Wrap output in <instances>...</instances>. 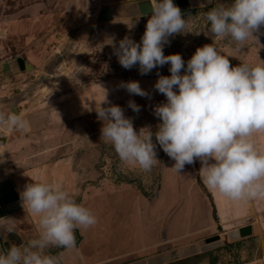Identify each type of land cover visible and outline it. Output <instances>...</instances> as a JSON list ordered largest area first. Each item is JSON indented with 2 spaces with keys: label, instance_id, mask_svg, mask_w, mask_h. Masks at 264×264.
I'll use <instances>...</instances> for the list:
<instances>
[{
  "label": "rangeland",
  "instance_id": "obj_1",
  "mask_svg": "<svg viewBox=\"0 0 264 264\" xmlns=\"http://www.w3.org/2000/svg\"><path fill=\"white\" fill-rule=\"evenodd\" d=\"M131 1L136 0H0V112L17 110L23 114L24 119L37 120L44 112H57L56 109L62 106L63 101H71L64 105H72V110H77L74 114H67L58 123H47L44 127L34 129L27 136L0 126V183L12 180L17 189L23 188L27 185L26 173H34L39 169V181L56 182L57 165L70 157L80 176L78 203H81L86 194V188L103 189L112 184L131 185L143 195V190L153 193L151 197L145 195L149 199L155 196L168 157L156 142L155 136L153 143L156 144L158 162L150 172H144L138 166L122 162L113 147L101 141L103 122L97 119L95 111V105L103 101L106 90L107 103L102 106H120L124 115L132 119L137 132L141 128H151L155 132L157 125L162 122L154 115V108L165 103L166 97L154 85L159 78L158 74L171 75L170 65L158 66L150 73L141 75L139 65L131 69L122 67L113 47H118L119 41L125 37L140 43L150 15L103 23L98 21L103 7ZM231 2L232 0H211L209 3L208 0H202L206 7L181 11L182 18L188 20L185 29L187 33L169 37V43L164 45V54H180L186 67L187 61L198 47L214 43L222 54L228 56L233 67L242 62L253 65L264 63V27L259 33H254L258 37V43L250 39L241 50L230 38L219 39L210 32V24L204 19L203 13L216 4L227 5ZM19 58L25 59L34 70H21L17 64ZM6 65H9V70ZM129 81H138L148 96L130 94L122 87V83ZM129 101L140 106L138 113L129 107ZM88 108L93 110L89 111ZM37 111L40 112L32 114ZM169 161L171 196L175 189L178 198L180 194H184L178 200L175 213L177 217L180 210L183 211L181 208L190 201L197 208L199 205L203 207V199L206 200L207 209L201 213H207L211 199H207L208 195L198 186L196 173L199 165H185L183 171L177 173L172 169L175 161L170 157ZM117 174L140 181L143 188L140 189L138 184L119 180ZM91 211L98 220L91 228V249L97 246L95 248L99 252L95 254L94 251L91 259L104 253H119L139 244L134 240L126 241L125 238L130 236L127 225L120 228L119 220L115 224L114 217L104 209L102 203L93 202V198ZM22 215V219L30 224L36 219L27 211ZM182 215L179 219L183 218ZM10 219L13 220V216L6 220ZM22 223L26 222L21 221ZM185 227V224L179 225L180 232H185ZM219 231L222 232L221 229ZM9 234L11 236H3L0 242L12 241L19 246L35 238L37 231L27 224L18 225ZM221 235L225 246L221 250L207 252L209 254L200 264L211 263L213 257L218 258L217 264H264L263 241L244 238L233 242L224 234ZM104 243L110 244V248L106 250L108 252H104V247H107ZM203 245L205 241L200 242V247ZM194 251L196 253L187 258L202 254L200 248ZM49 252L57 255L61 249L52 248ZM195 262L193 260L191 263Z\"/></svg>",
  "mask_w": 264,
  "mask_h": 264
},
{
  "label": "clouds",
  "instance_id": "obj_2",
  "mask_svg": "<svg viewBox=\"0 0 264 264\" xmlns=\"http://www.w3.org/2000/svg\"><path fill=\"white\" fill-rule=\"evenodd\" d=\"M149 3L151 15L141 42L125 37L113 47L121 66L131 69L139 65L141 75L170 65L171 75L158 74L154 85L166 97L165 103L154 108L162 122L155 132L151 128L137 132L120 106H102L107 103L103 89L104 99L95 105L97 119L103 122L101 141L111 145L122 162L150 172L158 162L155 136L160 148L175 161V172L199 160L200 178L210 191L237 204L264 201V150L256 142L264 135V63L242 62L233 67L212 43L198 47L185 67L180 54L166 56L163 49L169 37L187 33L188 20L182 18L173 0ZM203 16L214 37L230 38L241 50L250 39L258 43L254 33L264 27V0L219 3ZM122 87L130 94L148 96L138 81L122 83ZM129 107L140 111L134 101H129ZM0 126L23 133L28 121L9 110L0 112ZM20 196L24 209L38 221L37 236L0 249V264H62L64 252L76 250V232L98 223L95 214L60 182L33 181ZM14 230L15 224L0 223V234ZM52 248L64 251L52 255Z\"/></svg>",
  "mask_w": 264,
  "mask_h": 264
},
{
  "label": "crops",
  "instance_id": "obj_3",
  "mask_svg": "<svg viewBox=\"0 0 264 264\" xmlns=\"http://www.w3.org/2000/svg\"><path fill=\"white\" fill-rule=\"evenodd\" d=\"M13 68L12 66V69ZM63 102L64 103L61 104L62 106L56 109L57 112L43 111L44 115H39L37 120L26 118L25 120L28 121V129L23 132V135L27 136V134H31L32 131H35L34 129L44 127L47 123H58L64 120L68 116L67 114H74L77 111L74 109L72 110V105H64L71 101ZM73 107L76 108V106ZM39 112L40 111L32 112V114H38ZM21 116H23V114ZM256 142L257 146L264 150V135L258 136ZM72 161H74L73 158L68 157L65 158L59 166L57 165L56 182H60L78 201L80 176L77 171L78 168H75V163H72ZM197 162L200 170V161L197 160ZM170 168L171 165L168 156L162 171L163 174L161 182H159V189L151 199L145 197L141 191L128 184L119 186L112 184L103 189L95 187L86 188V194L83 196L81 203L90 210L91 198H93V202L97 204L102 203L104 209L114 217L113 221L115 224L119 220L118 223L120 228L126 225L129 228L130 236L125 238L126 241L134 240L139 244L131 249L128 247L127 250L120 251L119 253H104L91 259V254H94V251L95 254H99L98 248H95L97 246H94L97 250L94 248L91 249V242L93 243V241H91V236L93 234L92 229H88L82 233L81 231H77L76 250L64 252L62 264H171L180 259L194 255L196 253L194 250L202 247H200V242L206 241V239L216 235L224 234L226 236V234L231 231L247 226L253 228V234L247 238H257L259 241L264 242V201H251L237 204L207 188L213 198L218 221L214 218V207L212 202H210L208 212L201 213V211H206L207 209L205 199L202 201L204 206L202 207L199 205L198 208L195 205L193 206L190 201L188 205L181 208L183 211L180 210V214L177 217L175 213L178 200H181L184 194L183 196L180 194L179 199L176 195L177 190L175 189V192L171 196V190L169 189L171 181L168 177ZM39 171L40 169L34 171V173H26L27 184L33 181H39L37 174ZM12 182L14 183V181ZM25 187L18 189L16 187L19 195ZM201 198L204 197L201 195ZM207 199H209V197ZM184 200L186 201V199ZM25 211L26 210L23 209L18 212L19 214H14L13 220L10 219L7 221L6 218L0 221V223H7L9 225L15 224V228L18 225L27 226L28 224V226H31V228L37 231V219L31 222V224L26 221V219H22V213ZM183 212L184 215H182ZM187 213L188 215H186ZM128 214L129 219H127ZM181 215L183 218L179 219ZM21 221H25L26 223L21 224ZM181 224L187 226L185 227V232H180L179 225ZM219 229H221L222 232H220ZM120 232L123 234V229H121ZM9 235V233L6 234V236ZM3 236L5 235L0 234V239ZM79 236H81V239ZM10 244L12 246L14 243L10 241ZM106 244L107 247H104V252H108L106 250L110 248V244L104 243V245ZM191 249L192 252L190 251ZM63 251L62 249L61 252Z\"/></svg>",
  "mask_w": 264,
  "mask_h": 264
},
{
  "label": "water",
  "instance_id": "obj_4",
  "mask_svg": "<svg viewBox=\"0 0 264 264\" xmlns=\"http://www.w3.org/2000/svg\"><path fill=\"white\" fill-rule=\"evenodd\" d=\"M173 3L178 6L181 11H185L200 7L202 0H173ZM149 15H151V5L149 0H136L103 7L99 14L98 21L103 23L127 18L146 17ZM17 64L23 71L34 70V67L23 58H19L17 60ZM6 68L9 70V65H6ZM23 209L24 207L22 206L21 197L16 189L15 184L10 180L0 183V221L13 216ZM252 234L253 228L251 226H247L227 233L226 237L230 241H237L250 237ZM224 245L225 244L223 242L222 236L216 235L206 239L205 245L200 248V252L203 254L214 251L222 248ZM10 247V242H0V249H8Z\"/></svg>",
  "mask_w": 264,
  "mask_h": 264
},
{
  "label": "trees",
  "instance_id": "obj_5",
  "mask_svg": "<svg viewBox=\"0 0 264 264\" xmlns=\"http://www.w3.org/2000/svg\"><path fill=\"white\" fill-rule=\"evenodd\" d=\"M195 165L198 167V164H197V161L195 162ZM119 180L123 181V182H127V183H130V184H134V185H137L140 187V189H142V183L140 181H137V180H131L127 177H125L124 175L122 174H117ZM197 180H198V184L200 186V188L202 189V191L208 195V197L211 199V202H212V205L214 207V218L216 221H218V216H217V211H216V208H215V204H214V201H213V198L209 192V190L207 189V187L204 185V183L202 182L201 178H200V174H199V170L197 171ZM159 189V183L157 185V189L156 191ZM144 194L147 196V197H151L153 195V193H148L146 191H144ZM155 194V193H154ZM220 250L222 248H219ZM62 250V249H61ZM212 253V252H210ZM209 253H205V254H201V255H198V256H195V257H192V258H186V259H182L180 261H177V262H174V263H171V264H200L204 261V259L207 257ZM211 256V255H210ZM193 260H195L196 262L195 263H191ZM218 262V258L216 257H213L211 259V263L210 264H217Z\"/></svg>",
  "mask_w": 264,
  "mask_h": 264
},
{
  "label": "flooded vegetation",
  "instance_id": "obj_6",
  "mask_svg": "<svg viewBox=\"0 0 264 264\" xmlns=\"http://www.w3.org/2000/svg\"><path fill=\"white\" fill-rule=\"evenodd\" d=\"M9 181V180H8ZM6 182V181H5Z\"/></svg>",
  "mask_w": 264,
  "mask_h": 264
}]
</instances>
